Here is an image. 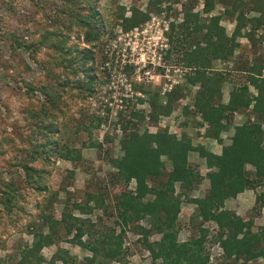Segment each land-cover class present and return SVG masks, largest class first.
I'll return each instance as SVG.
<instances>
[{
    "label": "trees",
    "instance_id": "16d2710c",
    "mask_svg": "<svg viewBox=\"0 0 264 264\" xmlns=\"http://www.w3.org/2000/svg\"><path fill=\"white\" fill-rule=\"evenodd\" d=\"M96 1L63 0L66 8L59 13L68 21L66 29L70 31V24L75 23L83 30L85 44H93L102 36L103 19L98 12ZM217 1L225 5V10L230 16H235V28L230 36L226 35L224 27L220 25L221 15L202 19L198 12L190 8L191 6L184 9L182 21L178 25L179 30L176 33L178 35L180 33V38L178 40L177 36L175 40L179 43L178 51H181L184 64L192 68V72L186 77L187 88L198 85L191 104L192 109L189 105H185L183 112L199 115L201 121L198 126L206 124L204 136L221 142L220 135L232 125L235 113L249 109V112H246V120L234 127V132L229 138L230 142L222 146L221 153L214 154L201 145H192L186 133L182 132L178 136L165 126L155 132H150L147 128L139 131L146 116L148 121L156 123L161 116L170 113L173 99L179 97V87L168 94L169 100L165 106L159 104L157 95L153 96L150 99L151 110L147 114L144 111L134 110L130 114L131 117L125 119L123 113L118 111L122 126L120 146L123 154L119 159H110V161L117 168L118 182H125L126 186L131 179H134L136 188L130 191L124 187L118 193L114 205L116 216L114 225L119 227L118 232L115 227L92 232L93 225H89L90 223L88 224L90 227H86L83 221L79 223L68 221L66 231L72 233L70 242L78 243L90 253V256H85L83 259L85 264H102L111 261L126 264L127 253L123 244L130 224L133 225V232L139 235L137 241L149 251L153 263L160 259L159 264H213L209 261L210 254L204 250L205 236L212 221L218 226L212 240L218 242L223 250L219 259L223 258L227 264H251L261 259L264 264V226L257 231L252 229L254 218L261 213V208L264 206V189L255 193L254 205L246 218L224 207L226 200L236 197L240 192L264 185V61H260L255 55H252L253 62L235 59L236 70L242 72L245 77L242 83H232L226 103L222 101V86L228 80L227 73L212 71L213 61H226L234 56L235 50L239 47L236 38L241 36L242 28L250 26L245 35L252 44L255 45L256 41L259 43L264 41V0H204L203 12L212 10ZM153 2L148 3L149 9L156 3ZM124 11V8L120 7L116 15L125 31L149 18L148 9L142 11L139 7L132 6L129 16L125 15ZM252 11L256 15L248 17ZM53 20L60 22L58 16ZM175 27L174 23H171L173 33ZM258 29H262V33L256 38ZM5 36L6 39H11L16 47L24 44L22 36L17 32ZM66 38L68 35L54 31L42 34L37 43L28 44L34 48L47 45L53 50L51 54L56 55H51L50 61L54 67H64L65 71L73 75L80 70L83 71L87 80L76 81V88L88 94L94 85L91 73L94 67L87 66L94 56L93 49L91 46L83 49L66 47L64 45ZM73 52H76L75 55ZM75 64L77 66L73 68ZM56 81L55 85L58 84L62 88L67 85L65 81L57 79ZM249 86L256 90L255 95L249 91ZM44 91L46 106L49 105L51 108L52 116L47 115L48 112L44 108L37 118L41 121V124L37 125L39 131L45 132V141L35 145L34 153L58 155L76 162L81 158L80 153L49 138L55 133L54 111L59 112L62 108L67 110V107L66 104L63 105L64 107H59L56 100L59 95L55 88H52L51 92L46 89ZM78 95L82 96V93ZM33 116L32 114L31 117L34 118ZM94 120L96 125L100 120L107 121L101 116L98 120L97 118ZM87 128L91 130L90 127ZM93 145L100 146L97 142ZM192 150L198 152L205 160L207 167L205 174L189 161L188 155ZM162 157L170 161V169L166 172L163 170L165 164ZM22 168L24 171L22 181L25 186L33 193L43 192L46 189L42 182L45 169L36 168L28 163H23ZM161 176L164 177L161 185L150 184L152 180H157ZM204 178L209 180L207 192L203 196L192 197L189 192L198 187ZM176 183L180 189L179 195L175 194ZM23 192L24 186L18 187L15 183L2 189L0 203L8 214L24 215V208L19 203ZM186 193L188 195L185 200L195 205L194 216L201 218L202 222L198 227V236L179 241L178 216L181 210V195ZM146 195L150 198L143 200ZM87 196L88 201L94 202L95 208L103 205L101 195ZM72 206L86 214L94 208L88 203L79 202H74ZM43 218L50 228H55L66 218L80 220L67 211L61 212L60 219ZM142 220H145L148 227L140 224ZM8 221L11 225L18 224L14 219ZM190 222H193V218H190ZM154 233L160 234V238L150 241L149 237ZM85 235L90 239L82 241L81 238ZM33 237V244L20 252L21 257L17 264H42L43 261L47 264H56L57 261H61L62 264H76L75 259L62 248H58L48 260H45L40 255V251L43 246L53 243V236L51 234L45 236L42 232H37ZM216 264H223V261Z\"/></svg>",
    "mask_w": 264,
    "mask_h": 264
},
{
    "label": "rangeland",
    "instance_id": "374dc122",
    "mask_svg": "<svg viewBox=\"0 0 264 264\" xmlns=\"http://www.w3.org/2000/svg\"><path fill=\"white\" fill-rule=\"evenodd\" d=\"M146 1L97 0V9L103 19L102 36L93 44H85L83 30L78 25L70 24V31L65 28L68 21L65 16L59 14L62 9L66 8L63 0H0V193L3 188L12 183L18 187L24 186L19 203L25 212L24 215L18 216L8 214L3 204L0 203V264H17L21 257L20 252L33 244V235L37 232H42L45 236L48 234L53 236V243L43 246L40 251V255L45 260H48L58 248H62L75 259L76 264H85L83 259L85 256H90V253L78 243L70 242L72 233H67V223L83 221L86 227L93 225L91 226L92 232L112 227H115L116 232L119 231V227L114 225L115 201L121 189L125 187L127 190L134 191L136 185L134 179H131L126 186L125 182L119 183L116 176L117 168L110 161V159H119L123 154L120 146L121 134L112 130V125H109L107 121L100 120L98 125L94 123V119L98 120V117H103L100 110L107 105V102H104L105 99L111 102L110 107L107 105L106 111L114 110L117 111V116L120 115L118 105L111 96L116 93H103L102 86L107 81L104 63L107 61L108 51L113 52L111 55L113 63L124 59H138L139 61L143 59L148 63L147 67H152L153 64H149V60L154 57L155 62H159L155 73L164 75L167 68L171 70L170 79L174 80V85L172 90L165 94L161 93L162 86L169 80L164 76L161 77V82L135 84V89H141L146 94L137 100L140 104L137 108L145 114L151 110L150 99L153 96L157 95L159 104L165 106L169 100L168 94L176 87L180 89L179 97L173 99L170 113L161 116L156 123H151L146 119L142 122V128L139 131L147 128L150 132H155L165 126L178 136L184 132L190 139L194 138L196 131L194 127L198 125L201 118L192 112L185 114L183 107L189 105L192 109L191 104L198 85L187 88L186 77L189 72H192V68L182 61L181 51H178L179 43L175 40L177 36L178 40L180 38V33L178 35L176 32L179 30L178 25L182 21L184 9L191 6L193 11L200 14V18L208 17L203 12L204 0H152L151 2H157L152 4L150 9L147 8ZM132 6H137L142 11H147V9L149 11V18L145 21L149 23V26L143 22L137 25V32L123 30L120 19L116 15L117 9L123 7L125 15L129 16ZM221 11L222 6L216 5L214 12ZM57 16L60 22L53 20ZM171 23L176 26L174 33L171 31ZM166 24L169 28L167 31L164 30ZM223 25L227 30L230 29L228 21ZM54 31H61L68 35L64 42L66 47L83 49L91 46L93 49L94 56L87 66L94 67L91 72L94 85L88 94L76 88V81L87 80L83 71L80 70L73 75L65 71L64 67H54L50 61L52 60L51 55H56L51 54L53 50L47 45L34 48L28 44L37 43L42 34ZM14 32L20 34L22 43L28 44L29 47L24 44L16 47L11 39H6L5 34L9 36ZM239 41L244 51L241 48L237 49L238 53L235 57H248L252 53L251 45L247 44L244 39L239 38ZM75 53L73 52V55ZM235 64V59L232 62L230 59L213 61L212 71L226 72L228 76L222 88L224 98L232 83L244 81L245 75L236 70ZM76 66L77 64L72 67ZM124 68L126 75L130 77L134 70L133 65H126ZM56 79L67 82V85L63 88L58 84L55 85ZM52 88L58 91L59 96L56 100L59 107H64L63 105L66 104L67 110L62 108L59 112L54 111L55 133L49 138L55 139L60 145L72 147L80 153L81 158L76 162L58 155L34 153L35 145L45 141V132L39 131L37 125H40L41 121L37 118L44 108L48 112L47 115H51V108L49 105L46 106L44 89L50 91ZM78 93H82V96ZM128 102H130L129 99ZM135 103L134 106H137ZM32 114L34 118L31 117ZM237 117L239 119V115ZM231 133L226 135V139ZM94 142L99 143L100 146H94ZM162 160L165 164L163 170L166 172L170 169V161L166 157H162ZM23 163L45 169L42 182L46 189L43 192L33 193L25 186L22 181ZM191 164L196 165L193 161ZM201 172L204 173V169ZM163 179L164 177L161 176L157 180H152L150 184L159 186ZM200 184L189 192L192 197L203 196L207 192L206 183ZM263 189L264 185L252 190L255 194ZM88 194L101 195L103 205L95 208L94 202L87 200ZM175 194H180L178 183H176ZM187 195L188 193L181 195L182 203L178 216L179 241L198 236V227L202 222L201 218L194 216L195 205L185 200ZM148 198L150 196L146 195L143 200ZM74 202L88 203L94 208L90 213H81L72 206ZM238 206L240 205L234 203L232 198L227 201V207L230 209L234 207L238 209ZM241 208L245 209L246 214L248 213L246 206H241ZM235 209L233 211H237ZM62 211H67L80 220L66 218L55 228H50L43 217L60 219ZM247 216L243 215L245 218ZM190 218H193V222H190ZM8 219H14L18 224L11 225ZM140 224L148 227L145 220H142ZM261 226H264V211H261L255 219L252 229L257 231ZM132 229L133 225L130 224L124 237L123 247L127 253L126 264H159L160 259H157L155 263L152 262L149 251L137 241L139 235L135 234ZM209 232L210 229L205 236L204 249L208 254L213 244V237L210 238ZM159 238L160 234L154 233L150 235L149 240L154 241ZM87 239L90 238L86 235L81 238L82 241H87ZM219 261L227 264L223 258ZM42 264H47V262L43 261ZM56 264H62V262L57 261ZM102 264H120V262L111 261Z\"/></svg>",
    "mask_w": 264,
    "mask_h": 264
},
{
    "label": "built area",
    "instance_id": "2783aa9c",
    "mask_svg": "<svg viewBox=\"0 0 264 264\" xmlns=\"http://www.w3.org/2000/svg\"><path fill=\"white\" fill-rule=\"evenodd\" d=\"M153 19V18H152ZM145 23V22H144ZM147 26H149V23H145ZM138 26L130 29L129 31L131 32H137ZM164 30H169L168 25L166 24L164 26ZM162 31V30H161ZM158 32V31H157ZM160 33V31L158 32ZM157 44V43H156ZM133 49V47H130ZM134 50V49H133ZM113 54L112 51H108L107 55V61L104 63L105 64V69L107 71V74L105 78L107 79L106 83L102 86L103 87V93L107 94V92L111 93H116L112 98L115 99L117 105H118V110L121 111L123 114V118L126 117L125 119H129L130 114L134 110H139L137 107L140 105L137 103L138 98L144 97L146 94L141 91V89H135L136 85L135 84H142V83H148V82H161V77L167 78L169 81L163 83L162 86V94H165L166 92H169L172 90L173 85H174V80L172 81L170 79L171 76V70L166 69L164 75L161 73H155L156 67L159 62H155V58L149 60V64H153L152 67H147V64L143 59L140 61L138 59H127V60H122L119 62L118 60L113 63V60L111 58V55ZM129 65L134 67L133 73L131 74L130 77H128L125 73V68L124 66ZM137 66V67H135ZM159 80V81H157ZM128 99L130 102H128ZM104 102H107L106 104L110 107L111 102L108 100H104ZM134 102L135 105L134 106ZM147 103V102H145ZM107 105H104L103 109L100 110V114L104 118H107V122L109 125H112V130H115V132H118L119 134L122 135V126L120 122V117L117 116V111H106V108H108ZM149 106V104H146ZM142 106V105H141ZM144 106V105H143ZM105 108V111H104ZM109 114V115H108ZM106 116V117H105ZM117 116V117H116ZM114 117V118H112ZM133 121L135 119L131 118ZM147 119V117H146ZM107 125V126H109ZM104 127V126H103ZM110 127V126H109ZM142 128V127H141ZM209 236L210 238H214L216 234V229H217V224L215 222H210L209 224ZM212 251V252H211ZM209 261L212 262L213 264H216L219 262L220 256L223 254L222 247L218 244V242H213L212 247L210 249L209 253ZM218 260V261H217Z\"/></svg>",
    "mask_w": 264,
    "mask_h": 264
},
{
    "label": "crops",
    "instance_id": "0c3cea01",
    "mask_svg": "<svg viewBox=\"0 0 264 264\" xmlns=\"http://www.w3.org/2000/svg\"><path fill=\"white\" fill-rule=\"evenodd\" d=\"M151 1L152 0H147L146 1L147 8H148V3L151 2ZM218 4L222 6V11L215 13L214 12L215 6L218 5ZM225 8H226L225 5H223L221 2H218L217 1L215 3V5H214L213 9L210 10L209 12H204V14L206 16H208L207 18H209V17H211L213 15H218V14L221 15L220 25H222L224 27L226 35L230 36L232 34V32L234 31V28H235V16H230L226 12ZM254 15H256V13L252 11V12H250L248 14V17L249 16L250 17H254ZM227 21H228L229 26H230V29L229 30L226 29L225 25H223V23H225ZM249 28H250L249 25L246 26L245 28H242L241 29V36H237L236 41L239 42V44H240L241 42L239 41V38L240 39H244V41H246L247 44H250L251 45V48H252L251 52L252 53L249 54L248 57H245V58L235 57L237 55V53H238V51H236V50L239 49V48H241V44H240V47H238L235 50L234 56L230 59L231 62L234 59H237V61H249L250 60V61L253 62L252 55H255L257 58L259 57L260 61L261 60L264 61V53H263V50H264V46H263L264 45V41H262L261 43H259V42L256 41V44L255 45L252 44V42H250L248 36L245 35V33L249 30ZM261 33H262V29L256 30V38H258ZM261 46H263V47L261 48ZM243 48H245V47L243 46ZM241 50L244 51V49H242V48H241ZM263 73H264V70H263ZM222 87H224V85ZM248 89H249V91L253 95L256 94V90L252 86H249ZM230 90H231V88H230ZM230 90H229V92H230ZM229 92L227 93V96L225 98L223 96L222 101L224 103H226L228 101ZM248 110L249 109H245L242 112H239V113L237 112V113L234 114V117H233V120H232V123H231L232 125L229 127V129L227 131L222 132L221 135H220L221 138H222V142L221 141H217V140H215L213 138H207V137L204 136V131L206 129V124L205 123L203 125H201V126L200 125L199 126L198 125H195L194 129L196 131H195V134H194V138H191L192 145H194V146L201 145L207 151H211L214 154H220L221 153L222 146L229 144V142H230L229 141V138L232 136V134L234 132V127L236 125L242 124L246 120V118H247L246 117V112H249ZM237 115H239V119H238ZM229 132H232V133L226 139V135ZM188 158H189V161L190 162L193 161L196 164L195 166L199 167L200 172L204 169V173L203 172H201V173L202 174H205V172L207 170V167H206V164H205V160L199 156L198 152H196L195 150L190 151L189 152V155H188ZM200 183H201L200 185H202L203 183H206V186L205 187L206 188L209 187V180L207 178L202 179V182H200ZM254 197H255V194L253 193V190L252 189H247V190H244L243 192H240L239 194H237V196L235 198H232V199H234V203H236L237 205H240V206H238V209H235V207H234V209L237 210L235 212L237 213L239 211L238 212L239 214L238 213L237 214L240 215V216H242V217H243V215L244 216L248 215V213L246 214V212H244L245 209H242L241 206H246L248 208L247 211L250 212V210L252 209V207L254 205ZM229 200H231V198ZM229 200H226L225 201V206H224L225 208H228L227 207V201H229ZM228 209H230V208H228ZM234 209H231V210H234ZM261 211L262 212L264 211V206L262 207V210ZM242 212H244V213H242ZM257 217L258 216H256L254 218V222H255V219ZM256 263L262 264V260L261 259H257L255 261H253L251 264H256Z\"/></svg>",
    "mask_w": 264,
    "mask_h": 264
}]
</instances>
